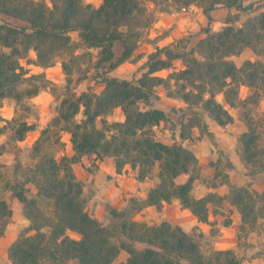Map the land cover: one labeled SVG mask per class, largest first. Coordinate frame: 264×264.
Masks as SVG:
<instances>
[{"label":"trees","instance_id":"1","mask_svg":"<svg viewBox=\"0 0 264 264\" xmlns=\"http://www.w3.org/2000/svg\"><path fill=\"white\" fill-rule=\"evenodd\" d=\"M49 1L51 7L39 0H0V17L17 21L12 24L1 18L0 46L11 51L0 50V98L5 95L7 85L21 79L16 72L20 66L14 56L32 48L39 60H47L52 54L58 55L72 48L69 36L72 31L79 33L86 48L99 50L96 65L100 68L98 76L104 89L98 95L84 93L76 99L65 98L60 104L54 121L68 124L66 130L71 135L73 154L57 160L44 152V135L49 132L45 128L33 146L37 156L35 164L27 169L23 180L9 185L29 221L8 247L11 263L242 264L230 249L205 254L193 236L168 221L148 224L133 216L146 205L160 208L163 202L177 199L199 221L206 222L212 200L225 198L212 192L194 197L191 194L192 173L186 181L176 182L180 175L188 174L196 167V156L181 142L167 144L154 137L153 126L173 122L164 110L154 106V88L163 79L152 74L167 68L173 59H180L185 65L176 73L184 82L181 99L188 105L202 108V112L189 108V116L177 123L179 139H189L194 128L207 132L204 115L219 126L232 121V116L215 99L216 94H221L230 107H241L246 126L240 135L243 154L248 163L264 171V149L260 143L264 117L252 116L249 107L257 106L264 95V12L248 17L240 26L227 18L220 30L212 31L214 10L225 7L249 15L254 12L253 3L171 0L182 7L194 4L202 9L207 20V25L200 30L203 37L190 49L187 45L192 34L175 45L156 48L142 65L145 73L133 83L113 77L110 72L126 61L135 48L134 28L138 24L137 15L143 10L141 0H102L98 7L82 4L80 0ZM116 43L122 46L118 56L114 50ZM246 48H250L256 58L236 65L231 57L240 55ZM63 67L66 70L65 64ZM241 85L250 90L243 100L238 96ZM139 102L146 109L140 110ZM80 105L84 108V118L76 122L74 116ZM115 106L121 107L124 122L106 124L100 119V126H96V119ZM108 129L113 131L110 135L106 134ZM30 130H33L32 125L18 123L16 139L22 140ZM90 154L99 158L111 157L117 172L130 164L137 168L138 180L158 166V182L144 199L132 197L120 210L109 209L110 225H104L87 212L81 198L82 183L73 173L72 165L83 155ZM26 183L35 188L31 197L26 195ZM230 201L245 221L254 211L264 210V190L256 192L243 185L235 186L231 189ZM259 203L263 205L258 206ZM43 206L50 207V215L44 213ZM44 228L49 232L46 233ZM68 231L78 238L71 237ZM121 252L126 253V259L117 261Z\"/></svg>","mask_w":264,"mask_h":264},{"label":"rangeland","instance_id":"2","mask_svg":"<svg viewBox=\"0 0 264 264\" xmlns=\"http://www.w3.org/2000/svg\"><path fill=\"white\" fill-rule=\"evenodd\" d=\"M39 1L51 7L49 0ZM80 2L98 7L102 0ZM243 2L253 3L254 12L247 15L235 9L219 7L212 12L214 21L210 25L211 30H220L227 18L235 20L236 25L240 26L248 17L264 12V0ZM141 4L143 10L137 15L138 24L134 28L135 48L126 61L110 72L113 77L133 83L145 73L146 69L142 65L156 48L175 45L191 34L187 48H194L203 37L200 30L207 25L202 9L194 4L182 7L173 4L171 0H157L156 3L141 0ZM1 18L12 24L17 23L4 16L0 17V23ZM69 36L72 48L58 55L52 54L47 60H39L32 48L14 56L20 66L16 72L21 79L13 85H7L5 95L0 98V264H12L7 254L8 247L29 224L23 215L22 204L9 190V185L23 180L27 169L35 164V141L40 137L41 131L48 128L49 132L44 135L43 151L57 160L61 156L72 155L71 135L66 130L68 124L54 121L60 104L65 98L76 99L84 93L98 95L104 89V83L98 76L100 68L96 65L99 50L86 48L77 31L69 32ZM0 50L6 53L11 51L10 48L2 46ZM114 50L118 56L122 50L121 44L116 43ZM254 58L256 55L250 48L231 57L236 65ZM168 63L170 65L167 68L152 74L163 79L154 88L156 96L153 101L154 106L164 110L173 123L161 122L153 126L154 137L167 144L181 142L196 156L194 171L180 175L176 182L186 181L187 176L192 173L194 181L191 194L194 197H203L212 192L225 198L212 200L206 222L199 221L177 199L163 202L160 208L146 205L133 218L148 224L168 221L177 225L199 242L205 254L213 250L230 249L242 264H264V210L257 213L254 211L250 215L252 218L243 221L241 214L230 201V192L235 186L243 185L256 192L264 190V171L247 162L240 143V135L246 129L242 109L240 106L230 107L221 94H216V101L228 111L232 121L219 126L204 115L208 125L207 132L194 128L191 137L181 141L177 135V123L189 116V108L197 112H202V108L199 105H188L180 97L184 82L176 73L185 68L184 62L173 59ZM63 64L66 65V70ZM249 94L248 87H239L238 96L241 100ZM137 107L140 110L146 109L141 102ZM249 107L252 116L264 117V95L257 106ZM83 118L84 108L80 105L74 121L79 122ZM100 119L106 124L122 123L125 115L120 106H115L96 119V126H100ZM20 122L32 125L33 130L26 132L22 140H17L15 130ZM108 130L106 134L110 135L113 131ZM260 143L264 149V133L260 136ZM72 169L75 177L82 183L81 198L85 209L104 225L111 224L109 209L120 210L132 197L144 199L148 190L158 182L157 165L144 179L138 180L137 168L125 164L117 172L111 157L99 158L95 154L83 155L79 162L72 165ZM24 186L28 190L26 195L31 197L35 193L34 186L30 183ZM262 205L263 203L258 204ZM43 210L46 215L51 214L50 207L43 206ZM43 230L49 232L48 228ZM68 234L78 238L74 232L68 231ZM126 256L125 252H121L117 261L126 259Z\"/></svg>","mask_w":264,"mask_h":264},{"label":"crops","instance_id":"3","mask_svg":"<svg viewBox=\"0 0 264 264\" xmlns=\"http://www.w3.org/2000/svg\"><path fill=\"white\" fill-rule=\"evenodd\" d=\"M218 10V9H217ZM217 10H215V11H217ZM214 16V15H213ZM214 21V20H213Z\"/></svg>","mask_w":264,"mask_h":264}]
</instances>
